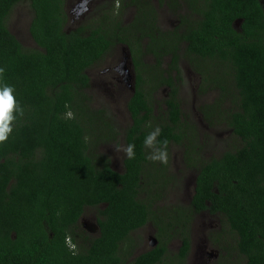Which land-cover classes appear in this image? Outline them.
<instances>
[{
    "label": "trees",
    "instance_id": "trees-1",
    "mask_svg": "<svg viewBox=\"0 0 264 264\" xmlns=\"http://www.w3.org/2000/svg\"><path fill=\"white\" fill-rule=\"evenodd\" d=\"M22 1L31 10L33 49L23 48L5 23ZM179 1L187 15L178 16L179 30L163 32L151 0H115L74 30L64 28L65 0H0L3 82L14 87L24 110L8 141L0 144V264H163L165 240L173 238L180 247L171 263L185 264L193 217L201 213L224 225L213 232V242L220 244L227 232L244 264H264V0ZM163 2L178 7L176 0ZM125 7L135 11L127 26L121 23ZM146 40L154 65L141 60ZM116 44L128 48L136 77L126 104L130 125L120 137L104 110L90 107L87 94V70ZM181 45L203 76L202 92L219 91L213 104L200 109L204 121L230 130L240 144L207 161L195 153V128L182 120L175 99ZM164 58L168 70L161 69ZM211 63L224 73L212 81L201 71ZM142 67L157 81L153 88L145 89L149 73L144 77ZM159 88L168 89L169 96L162 115H155L152 95ZM157 126L158 139L166 138L168 146L182 144L187 169L196 171L186 207L152 209L172 180L166 165L162 187L148 186L154 182L148 183L151 161L145 159L149 150L143 141ZM118 140L136 146L135 159L123 158L122 173L95 152ZM85 210L96 211L98 238L77 233ZM146 223L154 225L158 245L124 261V239Z\"/></svg>",
    "mask_w": 264,
    "mask_h": 264
},
{
    "label": "rangeland",
    "instance_id": "rangeland-1",
    "mask_svg": "<svg viewBox=\"0 0 264 264\" xmlns=\"http://www.w3.org/2000/svg\"><path fill=\"white\" fill-rule=\"evenodd\" d=\"M114 1L115 0H92L86 4V10L78 15V11L82 10L80 7L82 0H65L63 9L66 14V22L64 28L66 30H74L81 24L84 25L87 20L98 18L101 12L100 9L110 4L112 5ZM124 1L125 3L127 2V0ZM176 1L178 7L173 8L170 5H166L164 2L160 3V0H151V4L157 12L156 23L158 28L163 32L179 30L180 22L178 16L187 15L188 13V10L185 9L183 4L179 0ZM169 2L170 0H167V3ZM76 5H78L79 8L77 11H74ZM121 6L122 5L117 7V4L115 5L118 9ZM133 15L135 16L133 8L125 7L121 15V23L127 26V24L132 22ZM30 19L31 10L29 5L26 1H22L11 9L5 21L7 29L20 42L22 47L26 49L35 48L28 33ZM181 29L182 26L180 30ZM147 43L148 40L143 43V57L141 60L144 64L154 65V58L145 51V45ZM127 52L128 49L125 44L116 45L100 62L87 70L89 78L87 94L91 100L90 107L96 110H104V116L109 117L111 125L117 132V137L123 136L125 129L130 125V118L126 108L130 90H128L123 82L119 81L122 75L114 71V68L119 66L123 56L126 55ZM179 54L180 61L178 67L180 69V75L179 79L173 83L176 89L175 99L180 106L182 120L195 128L196 138L194 139V145L195 148L198 147L195 153L203 158V160L207 161L212 157H219L223 152L233 151L235 148L239 147L240 144L239 141L230 134V130L228 131L222 126H217L215 128L208 127L207 122L204 121L200 114L201 108L211 105L217 100L219 96L218 89L213 88V90H210L204 88V92H202L203 76H200L198 72L194 70V62L193 64L192 62L190 63L189 59L184 56V45H181ZM168 63L169 60L164 58L161 62V69L168 70ZM140 69L144 77H147L149 73V77L147 78L149 83L146 84L145 89H149V87L153 88L154 83L157 81L151 78L152 72L144 67ZM201 71H203L211 81L215 77L224 74L214 63L203 65ZM168 96L169 90L166 88H159L154 92L152 95V104L155 115H162L161 110L164 109V100ZM223 105L222 107H226V104ZM118 141L120 144L124 145L121 140ZM115 143L116 142L104 143L98 147V151L95 149V152L106 156L109 159L111 168L116 172L122 173V161L124 156L122 153H117L115 151ZM183 144L185 145L186 143ZM167 151L169 155L167 171L172 180H170L164 188L165 190L161 192L163 199H157L153 204L152 209L154 211H159L162 208L166 209L170 206L180 205L181 207H186L192 195L196 171H194V169H187L183 156V145L171 144L168 146ZM165 167L166 165L160 164L159 162H150L147 165L146 170L149 173L148 183L154 182L153 187L148 185L150 190L154 191L155 188L160 189L164 184L162 172ZM140 198L144 199L143 196H140ZM81 222H85L88 226H94L96 223V211L85 210L81 221L78 223L79 228L77 231L80 237H96V231L93 233L88 232L87 228H85ZM221 225V220L219 218L210 217L206 214L194 215L190 230V250L187 254L185 264H244L243 258L238 256L234 248V237L232 235L224 232L219 238L221 245L219 243L217 245V243L213 242L215 238L212 236L213 232L220 231V229L224 227V225ZM155 234L156 229L152 223H146L142 228L131 232L120 246V254L124 258V261L130 262L134 257L146 252L150 247V245H148V238H155ZM205 239L208 242L205 241ZM78 241L80 242V238H78ZM165 241L167 255H165L163 264H172L171 261L179 250L180 242L177 238ZM68 243L70 244V241H68ZM131 249H133L134 252ZM127 251H130L128 255ZM207 254H209V256H207ZM202 259L206 260L207 263H201Z\"/></svg>",
    "mask_w": 264,
    "mask_h": 264
},
{
    "label": "clouds",
    "instance_id": "clouds-1",
    "mask_svg": "<svg viewBox=\"0 0 264 264\" xmlns=\"http://www.w3.org/2000/svg\"><path fill=\"white\" fill-rule=\"evenodd\" d=\"M119 5L117 4V7ZM5 69L0 67V144H4L8 141L9 137L14 131V125L18 117H23L24 110L19 104L15 96V89L13 86L3 82ZM67 107V105H66ZM69 118H74L73 114L69 111L67 113ZM162 129L157 126L155 129L150 131L144 141L143 146L149 150L145 159L156 163L167 165L168 163V140L158 139L161 136ZM135 144L123 145L119 142L114 144V149L117 153H122L125 159L133 160L136 157ZM67 245L71 250H74L75 245Z\"/></svg>",
    "mask_w": 264,
    "mask_h": 264
},
{
    "label": "flooded vegetation",
    "instance_id": "flooded-vegetation-1",
    "mask_svg": "<svg viewBox=\"0 0 264 264\" xmlns=\"http://www.w3.org/2000/svg\"><path fill=\"white\" fill-rule=\"evenodd\" d=\"M84 0H82V2H83ZM92 0H88V3L89 2H91ZM82 2L80 3V6H81V4H82ZM79 5V4H78ZM78 5H76L75 6V8H74V11H77V9L79 8L78 7ZM111 5V4H110ZM110 5H108V6H110ZM107 6V7H108ZM127 8H132V7H127ZM78 13H79V11H78ZM133 13H135V11H134V8H133ZM76 17V16H75ZM133 18H134V15H133ZM179 23V22H178ZM157 27H158V25H157ZM117 46L118 45H121V44H116ZM115 45V46H116ZM114 46V47H115ZM128 49V48H127ZM152 57V56H151ZM164 60V59H163ZM127 62V63H126ZM114 71L116 72V73H118L119 75H122V77H121V79L119 80L120 82H123V84L128 88V90H130V93H129V97H128V100H127V102L129 101V99L134 95V92H135V80H136V77H135V74H134V68H133V63H132V59H131V55H130V52H129V50H128V52L126 53V55H124L123 56V58H122V61L120 62V64H119V66H117L116 68H114ZM126 73H129V76L126 74ZM130 76H131V78H130ZM164 76L166 77V75L164 74ZM191 198V197H190ZM156 202V201H155ZM189 202H190V200H189ZM189 204V203H188ZM202 214H205V213H201V215ZM198 215H200V214H198ZM207 216H209L208 214H206ZM83 216V215H82ZM82 216L79 218V220H78V223H79V221H81V219H82ZM211 217V216H210ZM82 223V225L85 227V228H87V230H88V232H90V233H93V232H95L96 231V237H94V238H98L99 236H100V230H99V228H98V225H97V219H96V223L94 224V226H88L85 222H81ZM143 227V226H142ZM141 227V228H142ZM140 229V228H139ZM190 230H191V228H190ZM153 238V237H152ZM152 238H148V245H150V247L148 248V250L146 251V252H149V251H151L152 249H154L158 244H157V242H158V240H157V238H156V236H155V238L154 239H156L157 240V242L156 243H154L153 242V240H152ZM205 241H207L206 239H205ZM68 242V240L66 241V243ZM208 242V241H207ZM159 243V242H158ZM74 249H75V247H74ZM133 252H134V250L133 249H131ZM130 250V251H131ZM130 251H127V255L130 253ZM146 252H143V253H141L140 255H142V254H144V253H146ZM140 255H138V256H140ZM138 256H136V257H134L133 259H135V258H137ZM207 256H209V254H207ZM132 259V260H133ZM127 262V261H126ZM201 263H207V261L206 260H203L202 259V261H201Z\"/></svg>",
    "mask_w": 264,
    "mask_h": 264
},
{
    "label": "water",
    "instance_id": "water-1",
    "mask_svg": "<svg viewBox=\"0 0 264 264\" xmlns=\"http://www.w3.org/2000/svg\"><path fill=\"white\" fill-rule=\"evenodd\" d=\"M87 3H88V0H84V1L82 2L81 6H80L82 10H79L78 15L81 14L84 10H86L85 7H86V4H87ZM126 63H127V62H126ZM126 74L129 76V73H126ZM130 78H131V76H130ZM152 240H153L154 243H156V240H155L154 238H152Z\"/></svg>",
    "mask_w": 264,
    "mask_h": 264
}]
</instances>
